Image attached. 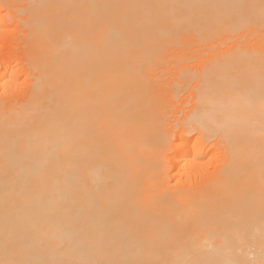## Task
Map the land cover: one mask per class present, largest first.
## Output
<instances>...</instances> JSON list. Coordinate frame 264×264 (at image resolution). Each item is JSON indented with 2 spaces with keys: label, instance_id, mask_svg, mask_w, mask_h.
I'll return each instance as SVG.
<instances>
[{
  "label": "bare ground",
  "instance_id": "bare-ground-1",
  "mask_svg": "<svg viewBox=\"0 0 264 264\" xmlns=\"http://www.w3.org/2000/svg\"><path fill=\"white\" fill-rule=\"evenodd\" d=\"M0 49V264H264V0H0Z\"/></svg>",
  "mask_w": 264,
  "mask_h": 264
},
{
  "label": "rangeland",
  "instance_id": "rangeland-1",
  "mask_svg": "<svg viewBox=\"0 0 264 264\" xmlns=\"http://www.w3.org/2000/svg\"><path fill=\"white\" fill-rule=\"evenodd\" d=\"M8 48H9V47H7V48H5V49H8ZM2 49L5 51V49H4V48H2ZM0 51H1V52H3L1 49H0ZM1 52H0V56H2V55H3V53H1Z\"/></svg>",
  "mask_w": 264,
  "mask_h": 264
}]
</instances>
